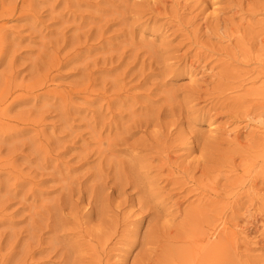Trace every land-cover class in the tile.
I'll use <instances>...</instances> for the list:
<instances>
[{
	"label": "rangeland",
	"instance_id": "1",
	"mask_svg": "<svg viewBox=\"0 0 264 264\" xmlns=\"http://www.w3.org/2000/svg\"><path fill=\"white\" fill-rule=\"evenodd\" d=\"M0 264H264V0H0Z\"/></svg>",
	"mask_w": 264,
	"mask_h": 264
},
{
	"label": "bare ground",
	"instance_id": "2",
	"mask_svg": "<svg viewBox=\"0 0 264 264\" xmlns=\"http://www.w3.org/2000/svg\"><path fill=\"white\" fill-rule=\"evenodd\" d=\"M215 131V130H214ZM212 132V131H211ZM213 133V132H212Z\"/></svg>",
	"mask_w": 264,
	"mask_h": 264
}]
</instances>
